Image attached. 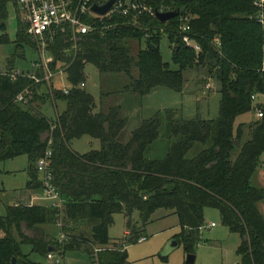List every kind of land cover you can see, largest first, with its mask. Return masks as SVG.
<instances>
[{
    "label": "trees",
    "instance_id": "16d2710c",
    "mask_svg": "<svg viewBox=\"0 0 264 264\" xmlns=\"http://www.w3.org/2000/svg\"><path fill=\"white\" fill-rule=\"evenodd\" d=\"M9 2L15 1L0 0V24L7 16ZM253 2L173 0L171 8L184 6L191 15L189 34L200 45L199 51L181 39L177 30L179 15L165 22L151 17L139 26L116 25L102 34L83 33L76 39L75 47L68 35V40L58 35L49 45L53 56L49 64L54 70L56 62H62L70 84L68 91L51 89L40 93L34 84V94L26 104L15 102L13 97L32 79L0 75V160L25 154V188L42 190L35 162L44 153L50 125L54 123L49 168L52 183L63 200L61 208L38 203L6 204L5 213L0 214V264H39L22 252L21 243H29L47 256L48 246L65 250L79 248L82 243L90 253L89 242L104 247L98 252L97 264H124L126 249L115 248V242L114 246H107L112 242L108 228L113 213L124 214L126 227L130 229L128 239L136 241L141 228L131 223V213L137 210L145 224L158 207L170 208L178 216L181 231L175 235L177 241L184 243L187 253H193L199 239L204 208H217L221 222L240 235L237 246L240 264H264V213L258 208V202L264 198V186L250 181L264 152V117L248 124L247 137L245 122L235 124L239 114L253 109L251 94L264 91V27L257 20L260 8ZM145 32H150L149 36L145 37ZM162 33L171 42L176 69L169 68L162 59L159 49ZM215 36L219 37V46L213 42ZM17 37V41L34 44L21 22ZM131 38L145 41L136 54L130 52ZM6 40L7 36L1 35L0 41ZM87 62L99 71L126 73L130 80L124 89L139 94L157 85L181 90L183 70L203 65L219 81L218 116L205 118L196 114L192 118H174L166 155L160 159L145 157V147L159 133L158 113L141 119L130 138L119 141L117 135L125 124V119L119 116V107L94 110L93 94L80 85L85 82ZM8 65L13 66L11 59ZM134 68L137 75L132 73ZM37 96L62 97L66 108L51 119L29 105ZM83 134L99 138L100 147L84 152L75 150L70 141ZM196 141L210 143L195 155L186 156ZM59 219L61 225L57 224ZM78 221L90 225L87 238L69 232L73 229L69 223ZM22 223L34 231L40 223H55L64 238L59 241L45 237L42 232L29 235L22 230Z\"/></svg>",
    "mask_w": 264,
    "mask_h": 264
},
{
    "label": "rangeland",
    "instance_id": "374dc122",
    "mask_svg": "<svg viewBox=\"0 0 264 264\" xmlns=\"http://www.w3.org/2000/svg\"><path fill=\"white\" fill-rule=\"evenodd\" d=\"M14 3L9 2L7 5V16L3 20L5 28L0 26V37L1 35L7 36L6 41H0V65L8 66L11 59L14 68L36 72L41 59H45L48 53L41 54L35 43L32 44L25 40L17 41L20 19ZM128 44L130 52L136 54L139 47H144L145 41L144 39L131 38L128 40ZM159 49L162 59L168 63L169 68H178V64L173 61L172 46L166 33H162L159 37ZM56 64L52 70L54 73L49 80L50 83L46 80L36 83L40 93L48 92L51 89L69 88L70 84L63 70L62 62L58 60ZM48 66L50 68L49 63ZM84 71L87 81L86 88L94 96L96 109L107 110L113 105L119 107V116L125 119V124L117 135L119 141H127L132 130L140 124L141 119L158 113L160 119L158 136L147 145L143 152L144 156L148 158L160 159L166 155L171 122L174 118H192L196 114L205 118H215L219 113L221 96L219 81L214 76L209 75L203 65L183 70L181 90L157 85L145 94H139L132 89H124V85L130 80L124 72L99 71L91 62L85 64ZM133 74L137 75L136 68L133 69ZM202 79L205 80L202 81ZM42 82L44 83L42 84ZM29 105L33 107L38 105L41 112L55 118L57 111L61 112L66 108V100L62 97L37 96ZM256 119L252 109L239 114L235 119V124L240 121L245 122L246 131L248 124ZM209 143L210 141L207 143L194 142L186 152V156L195 155ZM70 144L82 152L90 148H99L100 139L83 134L73 138ZM26 167L27 156L25 154L0 160V214L5 213V205L13 196L12 191L25 186L27 180ZM258 169H264V152L261 155ZM256 172L251 176V183L259 185L262 179ZM262 206H264V199ZM112 217L113 221L109 225L108 234L111 240L121 244L122 239H125L123 236L126 218L122 212H115ZM130 220L134 226L141 228L140 234L145 235L146 238L142 241L126 240V246L123 249H126L127 252V262L124 264H190L186 263L187 252L184 249V243L176 239L175 234L181 231V226L178 216L172 209L156 208L145 224H142L138 211L134 210ZM203 220L199 239L193 246L195 259L192 264H240V256L237 253V246L240 242L239 233L231 231L221 222L217 208L205 207ZM211 222H214V225H210ZM69 226L73 227V229H69V232L79 235V237L83 235L87 238L90 234V228L85 222H70ZM46 227L54 235L52 238H57L60 235V228L57 225L48 224ZM29 233L32 232L29 231ZM173 240L177 241L175 245H171ZM20 247L30 260L39 264H95L92 252L89 254L84 243L79 248L54 250L52 251L53 258H48L45 254L34 250L29 243H21Z\"/></svg>",
    "mask_w": 264,
    "mask_h": 264
},
{
    "label": "built area",
    "instance_id": "2783aa9c",
    "mask_svg": "<svg viewBox=\"0 0 264 264\" xmlns=\"http://www.w3.org/2000/svg\"><path fill=\"white\" fill-rule=\"evenodd\" d=\"M108 0H15L19 12L20 22L24 25L25 32L33 39L35 46L42 54L48 53V56L41 59L38 68L42 69V74L36 72L24 71L10 66L0 65V75L15 79L19 76H25L32 79V83L24 86L17 91L13 97L15 102L28 103L34 94V84L40 81H49L53 71L48 63L53 59L49 50V45L54 42L58 35L65 37V40H72V47H75L76 39L83 33L98 31L101 34L110 27L116 25L139 26L145 18L156 17V11H165L171 9L173 0H113L105 13H99L91 8L92 4L102 5ZM260 9L257 13V20L264 27V15L262 8L264 0H254L253 2ZM157 18V17H156ZM191 15L184 11L178 16V33L183 42L191 46L195 51L200 50L198 42L189 34ZM150 32H145L144 36H149ZM68 35V38L66 37ZM67 38V39H66ZM213 42L216 46L220 45L218 36H215ZM35 64V63H34ZM84 86V82L80 83ZM67 92V88L62 89ZM253 100V110L255 117L260 119L264 117V91H255L251 94ZM55 124L50 125V133L47 138L44 153L36 159L35 165L41 175L43 184V194L48 199L49 204L61 208L63 205L62 197L52 183L50 172L51 157V130ZM61 225L60 219L57 222ZM214 224L211 222L210 225ZM202 227V226H201ZM200 227V228H201ZM64 238V233L60 232L59 241ZM146 237L140 234L137 241H142ZM120 246H126V240L122 239ZM110 246V245H109ZM112 246V245H111ZM103 246H93L92 255L95 264H97V254L103 249ZM115 248H118L115 246ZM48 258H53L52 252L47 253ZM57 262V260H56Z\"/></svg>",
    "mask_w": 264,
    "mask_h": 264
},
{
    "label": "crops",
    "instance_id": "0c3cea01",
    "mask_svg": "<svg viewBox=\"0 0 264 264\" xmlns=\"http://www.w3.org/2000/svg\"><path fill=\"white\" fill-rule=\"evenodd\" d=\"M15 5H16V3H14ZM17 8V7H16ZM1 25V24H0ZM5 25V24H4ZM86 64V63H85ZM9 66V65H8ZM13 67V66H12ZM84 68H85V65H84ZM41 69L40 68H38V70L36 71V73H38V75H41L42 74V71H40ZM84 73H85V71H84ZM132 73H133V70H132ZM134 75V74H133ZM51 79V78H50ZM48 83H50V81H47ZM44 82H42V84H43ZM86 85H87V81L85 80V82H84V87L86 88ZM86 90H87V88H86ZM89 91V90H88ZM35 108H37L38 109V105L37 106H35ZM94 110H97L96 109V102H95V107H94ZM102 110V109H101ZM40 111V110H39ZM57 113H59V111H57L56 112V114ZM46 115V114H45ZM56 116V115H55ZM49 117V116H48ZM49 118H51V117H49ZM51 119H53V118H51ZM44 136L46 135V133H44L43 134ZM246 136H248V133H247V131L245 132V137ZM244 137V138H245ZM147 147V146H146ZM145 147V148H146ZM75 149V148H74ZM76 150V149H75ZM78 151V150H77ZM80 152V151H79ZM82 152H84V151H82ZM12 158V157H11ZM7 159H9V158H7ZM259 167V166H258ZM258 167L256 168V170L254 171V173L256 172V174H258L259 176H260V178L262 179V182L259 184V185H257V186H264V169H258ZM253 173V174H254ZM252 174V175H253ZM250 181H251V178H250ZM255 185V184H254ZM12 198H11V200H9L6 204H11V203H15V204H19V203H25V204H35V203H38V204H45V205H49V201H48V199L44 196V194H43V191L41 190V189H33V188H25V186L23 187V188H20V189H14L13 191H12ZM264 199V198H263ZM263 199H261L259 202H258V208H259V210L262 212V213H264V206H262V203H263ZM6 206V205H5ZM263 207V208H262ZM48 224H53V225H56L55 223H40V224H38V225H36V227H37V230H35L34 231V228H27L26 226H25V224L24 223H22V230L25 232V233H27V234H29V235H33V233L34 232H37L38 233V235L40 234V232H42V234H44L45 235V237H51L52 238V236H54V235H52L51 234V232H50V230L46 227ZM88 224V223H87ZM212 225H214V224H212ZM88 226H89V228H90V225L88 224ZM29 231H31L32 233H29ZM14 234H15V236L19 239V237H18V235H17V233H16V231L14 230ZM0 235H2V231H0ZM129 235H130V229H129V227H125V229H124V238L125 239H128V237H129ZM59 237V236H58ZM58 237H57V239H58ZM111 238V237H110ZM53 239H56V238H54L53 237ZM112 242H110V243H108L107 244V246L108 245H113V242H115V246H117L118 247V249H123V248H121L120 247V244H118V242H116V241H113V240H111ZM89 244H90V247H91V252H92V247L93 246H101V245H99V244H97V243H93V242H89ZM32 246V245H31ZM114 246V245H113ZM51 247H53L52 248V250H49L50 252H52V251H54V250H56L55 249V247L54 246H51ZM91 252L89 253V254H91ZM94 257V256H93Z\"/></svg>",
    "mask_w": 264,
    "mask_h": 264
},
{
    "label": "water",
    "instance_id": "95a60500",
    "mask_svg": "<svg viewBox=\"0 0 264 264\" xmlns=\"http://www.w3.org/2000/svg\"><path fill=\"white\" fill-rule=\"evenodd\" d=\"M113 0H108L106 3L102 4V5H96V4H92L91 8L99 13H105L106 10L109 8L111 2ZM185 11V7H174V8H171V9H168V10H165V11H156L155 15L156 17L162 21V22H165L167 21L168 19L174 17V16H177L179 15L180 13L184 12ZM1 28H5V25L4 23L2 22L1 23ZM235 144L236 145H239V141L237 139H235ZM177 243L176 240H173L171 245H175ZM53 247L51 246H48V250H52ZM54 249V248H53ZM194 259H195V255L193 253H187L186 255V263H194Z\"/></svg>",
    "mask_w": 264,
    "mask_h": 264
}]
</instances>
